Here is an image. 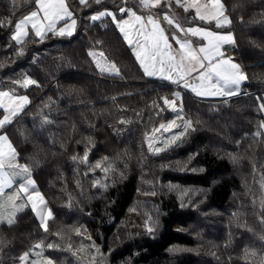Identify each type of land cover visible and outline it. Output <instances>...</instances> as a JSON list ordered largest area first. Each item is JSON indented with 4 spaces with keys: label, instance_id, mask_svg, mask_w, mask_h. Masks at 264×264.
<instances>
[{
    "label": "trees",
    "instance_id": "obj_1",
    "mask_svg": "<svg viewBox=\"0 0 264 264\" xmlns=\"http://www.w3.org/2000/svg\"><path fill=\"white\" fill-rule=\"evenodd\" d=\"M66 2L77 20L71 37L49 34L41 42L30 32L17 45L15 24L35 9V0H0V91L29 99L0 132L8 134L53 214L47 231L30 208L11 225L0 224V264H18L38 242L60 264L68 232L77 237V229L101 247L107 264H262L264 187L257 192L253 183H264V134H254L263 118L257 101L264 95V0H222L248 79L238 95L221 100L147 78L111 17L89 19L110 11L119 20L128 1ZM100 52L102 65L115 64L118 76L99 70ZM24 77L37 84L22 89L14 83ZM176 93L196 130L153 154L146 136L176 117L161 99ZM42 117L51 123L42 126ZM170 135L163 133L153 148ZM85 151L91 169L80 162ZM143 202L144 213L138 210Z\"/></svg>",
    "mask_w": 264,
    "mask_h": 264
},
{
    "label": "snow or ice",
    "instance_id": "obj_2",
    "mask_svg": "<svg viewBox=\"0 0 264 264\" xmlns=\"http://www.w3.org/2000/svg\"><path fill=\"white\" fill-rule=\"evenodd\" d=\"M78 2L80 5L87 6L89 0H78ZM96 2L99 3L100 0H96ZM171 2L172 0H167L169 7ZM164 3L165 0H139L142 8L150 10L160 8ZM175 4L183 8L186 13L194 12V18L199 21L206 23L215 21L217 28L231 23L225 14V6L222 0H175ZM35 7V11H31L30 14L15 24L12 40L17 44H21L28 36L29 27L41 42L49 34L59 37H71L74 34L77 20L66 0H35ZM121 13H126L129 18L118 20L112 12L104 11L90 16L89 19L95 22L105 16L111 17L112 22L121 32L125 43L132 50L145 76L156 77L182 86L184 89L195 93L197 97H233L239 94L241 84L248 77L241 70L239 64L226 57L222 50L225 44L235 42L231 34L221 35L201 27L183 28L168 13H164L163 20L168 25L173 26L181 36L196 37L203 41L198 46H194L191 40L182 39L176 32L171 34L170 39L161 26V21L151 11L147 16H143L131 9L122 8ZM172 41L177 47L173 46ZM20 54H23L22 50ZM99 57L97 67L101 72H109L117 76L120 74L115 64L102 65L100 61L104 58L103 52L99 53ZM14 83L25 88L37 84L35 80L30 78L14 81ZM161 99L164 108L177 113V115L168 123H161L159 127L154 128L150 137L146 136L148 149L153 154H159L166 151L168 147L176 145L189 129L196 130L193 122L181 114L182 106L179 108L177 106V100L180 99L179 93H176L173 99L167 97ZM28 103L27 96H15L12 92L0 91V109H3L0 129L11 124L13 118L19 115ZM164 108H160V111H164ZM260 110L264 112V103L260 104ZM177 120H183V125L177 124ZM42 121V126L51 123L47 117H42ZM121 123H125V121H121ZM181 127L182 131H174ZM260 127L264 128V123H261ZM157 133L161 135L157 136ZM163 133H171V135L163 140L162 147L153 148V143L160 140ZM88 155V151H85L80 162L85 163L91 169ZM77 159V157H73V160ZM16 161L17 153L8 136L0 134V224L6 222L11 225L16 214L30 206L32 212L39 219L40 226L47 231V221L52 218L53 214L46 207L44 197L36 190L34 181L31 179L30 169L18 165ZM95 167L100 168L105 173L109 170V166H103L100 163H97ZM16 168H19L20 171H9V169ZM17 176L23 177V181L19 184L16 183ZM94 183L99 185L100 182L94 181ZM262 187H264V183H262ZM17 201L22 202L17 204ZM262 205H264V201H262ZM147 230L151 233L153 228L150 226ZM76 234L78 236L81 234L80 229L76 230ZM43 247L44 245L40 243L35 245L37 249H43ZM47 247L52 248L54 245L48 244ZM245 252L247 256L248 250L246 249ZM30 255L31 253L21 255L19 257L21 264H28ZM38 255H42V252ZM251 255L255 256V252H252ZM32 264H41V262L33 260ZM46 264H53V261L47 259Z\"/></svg>",
    "mask_w": 264,
    "mask_h": 264
},
{
    "label": "rangeland",
    "instance_id": "obj_3",
    "mask_svg": "<svg viewBox=\"0 0 264 264\" xmlns=\"http://www.w3.org/2000/svg\"><path fill=\"white\" fill-rule=\"evenodd\" d=\"M13 1V4H15V5H18V4H20V3H22L23 1L24 2H29L30 0H12ZM30 13V12H29ZM28 13V14H29ZM27 14V15H28ZM26 16V15H25ZM20 19H23V16L20 18ZM20 19H18L17 20V22L16 23H18L19 22V20ZM230 19V18H229ZM175 29V28H174ZM14 32H15V30H14ZM14 32H13V34H14ZM30 32H32V30H31V28L29 27V29H28V35L30 34ZM166 33H167V31H166ZM168 35H169V33H167ZM27 38V37H26ZM25 38V39H26ZM25 39H24V41H25ZM24 41L22 42V43H24ZM14 43H16L15 41H14ZM21 43V44H22ZM17 44V43H16ZM21 44H17V45H21ZM226 48H227V51H228V53L229 54H227V56L226 57H229V58H231L232 59V55L234 54V49H235V47L234 46H232V44L231 45H227L226 46ZM236 55V54H235ZM234 62H236V63H238L239 64V66H240V68H241V70L244 72V64H243V62L242 61H237V60H233ZM147 77V76H146ZM25 78H30V77H24L21 81H23ZM147 78H149V79H152V78H154V77H147ZM31 79V78H30ZM33 80V79H32ZM243 84V83H242ZM242 84H241V86H242ZM18 86L19 87H21L19 84H18ZM29 87V86H28ZM22 89H26L25 87H21ZM241 89V88H240ZM195 94V93H194ZM199 98H201V99H206V100H208V99H218V100H221L222 99V97H199ZM258 102V106H259V109H260V104L261 103H264V95L261 97V99H259V101H257ZM260 112H261V114L263 115V118H262V121H261V123H264V112H262L261 110H260ZM2 114L3 113H0V116H2ZM261 123L259 124V127L257 128V130L254 132V134L255 135H260V134H264V128H261L260 127V125H261ZM0 134H6V133H4V132H0ZM7 136H8V134H6ZM8 139H9V141L11 142V144H12V141H11V139L9 138V136H8ZM159 141V140H158ZM156 144V142H154V145ZM12 146H13V144H12ZM14 147V146H13ZM16 163L18 164V165H22V166H25L23 163H20L18 160L16 161ZM9 171H16V172H19L20 171V169L19 168H16V169H9ZM30 174H31V172H30ZM31 179L34 181L35 179L33 178V176H31ZM23 181V177L22 176H17L16 177V183L17 184H19V183H21ZM99 182L102 184L104 181L103 180H99ZM99 183V184H100ZM34 184H35V187H36V190H38L40 193H41V195L44 197V194H42V192L40 191V189L38 188V185H37V183H36V181H34ZM262 186V184L260 183V182H254L253 183V187H254V189H256L257 190V192H259V189H260V187ZM9 191H11V190H9ZM205 195L206 194H209V190H206L205 191V193H204ZM238 194V193H237ZM237 194H235V195H237ZM248 194H249V192H248ZM259 197V196H258ZM44 201H45V205H46V207L48 208V209H50L51 210V208H50V206L48 205V203H47V201H46V199H45V197H44ZM22 201H17L16 203L17 204H19V203H21ZM147 202H143V203H141L140 204V206H139V208H138V210H141L143 213L145 212V208H148V205L146 204ZM28 208H30L31 209V207L30 206H27ZM27 207H25V208H27ZM25 208L23 209V210H25ZM21 212V211H20ZM20 212H18V213H20ZM51 212H52V210H51ZM17 213V214H18ZM36 216V215H35ZM144 217H146V216H144ZM244 217H246V216H244ZM15 220V219H14ZM37 220H38V222H39V224H40V221H39V219L37 218ZM50 220V219H49ZM48 220V221H49ZM47 221V226H48V222ZM5 224H7L6 222H5ZM143 224H146L145 223V220L143 221ZM190 225H193V224H190ZM194 226V225H193ZM195 227V226H194ZM42 228V227H41ZM196 228V227H195ZM43 229V228H42ZM124 230V229H123ZM124 232H126V230H124ZM68 236H69V241H70V245H67L65 248H64V251H65V258H64V260H63V258H62V262L60 263V264H107V259H106V255L101 251V247L100 246H96V245H94V244H92L93 242H92V240H85V238L84 237H86V236H75V237H73V235H72V233L69 231L68 232ZM38 243H40V244H42V245H44L42 242H38ZM38 243H36V244H38ZM36 244H33V246L30 248V249H28V250H26L25 252H23V254L24 253H31V255H30V257H29V260H28V264H32V261L33 260H36V261H40L41 262V264H46V260L47 259H51L50 257H48L47 256V254H46V247L44 246L43 247V249H37V248H35V245ZM185 251V249H181V250H179V252H184ZM42 252V255H38V253H41ZM186 252V251H185ZM75 253V254H74ZM22 254V255H23ZM52 261H53V264H57V262L55 261V260H53V259H51ZM18 264H21V262H20V260H19V262H18Z\"/></svg>",
    "mask_w": 264,
    "mask_h": 264
},
{
    "label": "crops",
    "instance_id": "obj_4",
    "mask_svg": "<svg viewBox=\"0 0 264 264\" xmlns=\"http://www.w3.org/2000/svg\"><path fill=\"white\" fill-rule=\"evenodd\" d=\"M124 1H128L129 4L127 6L125 5L123 8L124 9H131L132 11H135L138 15L147 16L149 14V12L151 11V13L156 18H158L161 21V26L165 29V31H167V33H169V38L170 39H171V34L173 32H176V34L178 36H181V34L179 32H177L176 29H174L173 26L168 25L163 20L164 13H168L169 16L171 18H173L174 21H176L177 23H179L180 26L183 27V28H188V27H201V28H205V29L210 30V31H214V32H216L218 34H221V35L231 34L233 36V34L230 33L229 30H228V27H229L230 24L225 25V26L220 27V28H217L216 27V24H215V21H213L211 23H206V22L199 21V20H197V19L194 18V15H195L194 12L189 11V12L186 13L183 10V8L176 6L175 0H172L170 7L167 5V0H165V3L162 4V6L160 8L151 9V10L150 9H146V8H142L141 5L139 4V0H124ZM35 10H36V7L32 11H35ZM225 14L228 16V14L226 12H225ZM120 15H121V18H119V20H125V19H128L129 18V16L126 13L125 14H122L121 13ZM181 38L182 39H189V40H191L194 46H198L199 44L203 43V41L199 40L196 37H191V36L185 37V36H181ZM172 43H173V46L174 47H177L175 45V42L174 41H172ZM227 45H231V44H225L223 46V49H222L224 51V53H225V56H227V54H229L228 51H227V48H226ZM232 46H234V43H232ZM234 51H235V49H234ZM232 56H233L232 57V60L235 59V60L238 61V58L236 57L235 52H234V54ZM154 78H156V77H154ZM14 95L15 96H20V95H17V94H14ZM222 98H229V97H222Z\"/></svg>",
    "mask_w": 264,
    "mask_h": 264
}]
</instances>
